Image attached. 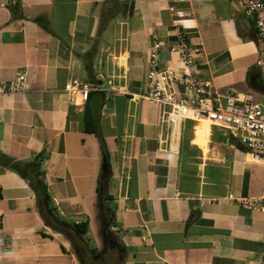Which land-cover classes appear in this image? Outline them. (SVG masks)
<instances>
[{"label": "crops", "instance_id": "0c3cea01", "mask_svg": "<svg viewBox=\"0 0 264 264\" xmlns=\"http://www.w3.org/2000/svg\"><path fill=\"white\" fill-rule=\"evenodd\" d=\"M182 33L202 51L199 78L264 106L260 39L238 0H0V83L27 77L23 91L0 94V151L18 161L45 152L57 216L88 224L84 253L76 231L44 222L29 181L0 167V264L101 262L90 251L103 244L100 204L115 211L120 264H264V213L228 199L264 197V162L207 120L164 124L145 97L154 36L162 66L180 71L168 46ZM75 80L91 86L86 102L66 90ZM86 112L109 152L112 201L99 195L106 159Z\"/></svg>", "mask_w": 264, "mask_h": 264}, {"label": "built area", "instance_id": "2783aa9c", "mask_svg": "<svg viewBox=\"0 0 264 264\" xmlns=\"http://www.w3.org/2000/svg\"><path fill=\"white\" fill-rule=\"evenodd\" d=\"M246 17L254 20L260 39V51L256 67L264 68V0H238ZM148 51V71L146 98L162 106V122L174 125L184 120H207L213 125L227 130L236 138L254 158L264 162V106L258 103L252 94L234 96L222 94L209 81L199 78L194 70L196 57L202 54L193 48L185 33L177 42L168 46L169 51L180 58L181 70L163 67L161 51L164 43L154 36ZM25 73H19L15 80L0 83V94H13L26 87ZM182 88V90H180ZM68 92H79L86 102L91 86L77 80L66 86ZM228 199L249 210L264 213V197Z\"/></svg>", "mask_w": 264, "mask_h": 264}, {"label": "trees", "instance_id": "16d2710c", "mask_svg": "<svg viewBox=\"0 0 264 264\" xmlns=\"http://www.w3.org/2000/svg\"><path fill=\"white\" fill-rule=\"evenodd\" d=\"M96 53L97 50L95 47H93L84 56V67L91 79L93 76V61L96 56ZM98 128L99 127L96 123L95 118L92 117L90 113L86 112V130L87 132L94 133L99 136L101 151L103 157H105V159L107 160V167L104 170L105 173L99 179V195L101 196V199L103 201H112V196L107 193L108 183L112 176V170L109 163V152L107 150L105 141L103 140V138H101L102 136L99 134ZM45 155V152H41L37 154L31 161H18L0 151V167L16 172L21 177L29 181V184L35 193L37 207L44 222L52 228L61 230L63 232L69 229L76 231V233L81 236V240L83 242V245H81L78 250L80 249L79 251H84L85 253L87 245L85 244L82 236L86 233L88 224L82 223L69 225L57 216L56 208L54 207L53 200L49 193L48 186L45 182L42 171V163L44 162ZM99 218L102 223L103 249L104 246H106L108 250L107 252H103L98 251L97 249H90L93 254H100L102 258L101 262L93 264H120L122 259L121 247L123 246L121 242L117 244L118 240L114 238L115 235L110 230L115 222V211L108 206L105 207L101 206L100 204ZM82 257L83 256L80 254L79 258L81 260V263L86 264L87 262Z\"/></svg>", "mask_w": 264, "mask_h": 264}, {"label": "rangeland", "instance_id": "374dc122", "mask_svg": "<svg viewBox=\"0 0 264 264\" xmlns=\"http://www.w3.org/2000/svg\"><path fill=\"white\" fill-rule=\"evenodd\" d=\"M97 250H98V251L107 252L108 248H107L106 246H104V249H103V244H102L101 249H98V248H97ZM89 264H91V261L89 262Z\"/></svg>", "mask_w": 264, "mask_h": 264}, {"label": "water", "instance_id": "95a60500", "mask_svg": "<svg viewBox=\"0 0 264 264\" xmlns=\"http://www.w3.org/2000/svg\"><path fill=\"white\" fill-rule=\"evenodd\" d=\"M253 81H254V86H256V79H253ZM106 167H107V161L104 160V170L106 169Z\"/></svg>", "mask_w": 264, "mask_h": 264}]
</instances>
